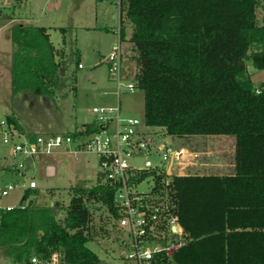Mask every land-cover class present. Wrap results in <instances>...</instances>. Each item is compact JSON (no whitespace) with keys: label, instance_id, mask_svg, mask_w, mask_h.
Here are the masks:
<instances>
[{"label":"trees","instance_id":"16d2710c","mask_svg":"<svg viewBox=\"0 0 264 264\" xmlns=\"http://www.w3.org/2000/svg\"><path fill=\"white\" fill-rule=\"evenodd\" d=\"M119 4L121 23L132 25L134 80L144 91L146 128L175 138L236 137L233 174H173L168 185L157 178L154 190L184 228V244L167 264H264V94L256 93L264 83L254 82L249 69L264 70V0ZM125 37L121 26L120 41ZM12 42L13 95H55L61 64L47 28L16 24ZM7 118L26 131L15 114ZM98 131L92 122L71 133ZM15 171L0 161V172ZM100 182L73 187L66 206L57 200L38 207L30 198L37 189L27 188L22 203L31 200L24 208L0 210V259L31 264L58 252L66 264H107L88 245L95 237L92 204L106 207L113 221L120 216L115 189Z\"/></svg>","mask_w":264,"mask_h":264},{"label":"rangeland","instance_id":"374dc122","mask_svg":"<svg viewBox=\"0 0 264 264\" xmlns=\"http://www.w3.org/2000/svg\"><path fill=\"white\" fill-rule=\"evenodd\" d=\"M16 24L47 28L57 52L56 60L61 64L59 75L62 85L55 95L28 90L13 95L12 31ZM121 26L128 38L132 25L128 21L121 23L119 0H0V118L15 114L26 129L37 135L66 134L85 123H92L96 118L92 110L94 106L116 107L119 103L123 119L134 117L144 122V91L136 87L134 92H130L126 88L128 83L135 82L137 65L133 59L132 43L127 39L120 41ZM119 44L123 53L120 87L107 63L114 47ZM249 69L254 82L258 84L264 80V70L251 66ZM147 131V137L157 145L167 143L173 148L188 147L184 155L174 160V175L219 174L212 170L214 166H203L204 158L200 159L199 153L193 151L195 143L190 145L188 138L168 136L161 128H147ZM207 137L196 138L206 146ZM216 138L212 140H217V144L213 145L217 149L226 150L231 147V140L236 141L233 135H219ZM9 149V146L0 145L1 163L8 167L9 164L19 167L23 159L12 156ZM225 150L223 162L227 164L221 170L222 173L231 174L233 172L229 168L228 159L232 152ZM161 159L159 155L150 158L153 162ZM131 161L144 165L146 159ZM47 164L56 167L54 175L46 174ZM170 165L171 161L168 162ZM98 172L97 156L92 153L75 154L62 147L61 151L52 155L38 156L30 169L20 167L19 172L15 171L12 176L0 172V188L6 182L18 183L19 186L5 199L7 203L18 205L26 186L34 180L37 182L38 195L30 198L34 199L36 206H54L57 200L66 206L72 197L73 187H91L99 183ZM153 186V180L146 178L140 182L138 189L149 193ZM30 200L22 204L26 206ZM90 208L93 212L91 227L95 237L88 244L89 247L105 263L121 264L118 229L113 225L111 213L100 204H92ZM103 227L108 231L103 232ZM0 264L9 262L0 259Z\"/></svg>","mask_w":264,"mask_h":264},{"label":"built area","instance_id":"2783aa9c","mask_svg":"<svg viewBox=\"0 0 264 264\" xmlns=\"http://www.w3.org/2000/svg\"><path fill=\"white\" fill-rule=\"evenodd\" d=\"M122 61L123 53L119 44L107 60L119 87L122 85ZM136 87V82L126 85L130 92H134ZM256 93L264 94V85L257 86ZM92 110L99 131L83 137H75L71 132L33 136L9 122L7 117L0 118V145L9 146L12 156L23 159L19 167L12 166L18 172L20 167L28 169L27 159L32 160L30 169L38 156L52 155L61 151L62 147L75 154L92 153L97 156L100 183L110 185L116 191L115 206L120 216L115 218L114 226L118 229L121 264H167L168 258L184 244V228L162 198L161 191L154 189L158 177L161 183H170L174 160L184 155L186 149L173 148L167 143L157 145L147 137V132L142 128L143 121L134 117H121L119 103L116 107L94 106ZM154 155L162 159L153 162L150 158ZM138 158L146 159L144 165L131 161ZM170 161L171 165L168 166ZM146 178L154 182L149 193L138 189L140 182ZM18 186V183L8 182L0 188V210L25 207L22 200L18 205L5 202L6 197ZM26 187L36 189L37 182L32 180ZM31 264L66 263L58 252H54L48 259L32 258Z\"/></svg>","mask_w":264,"mask_h":264},{"label":"crops","instance_id":"0c3cea01","mask_svg":"<svg viewBox=\"0 0 264 264\" xmlns=\"http://www.w3.org/2000/svg\"><path fill=\"white\" fill-rule=\"evenodd\" d=\"M131 34H132V32H131ZM130 37H131V35L128 38L125 37V39H127L129 41ZM262 83H264V80L260 81V83H258V84H262ZM18 119H19V122L22 124L21 119L19 117H18ZM87 124H89V123L83 124L82 127H80V128L78 127L74 131L83 130L85 128V125H87ZM142 128H143V130L145 132H148L147 128H145L144 126H142ZM24 129L26 130V132L35 134L32 131H30V129H26L25 127H24ZM74 131H72V132H74ZM216 137L217 136H208L207 138H205L206 146L201 144L200 140L198 138H196V137L189 138L188 142H189L190 145L192 144V142H193V144L195 143L193 145V151L196 152V153H199V155H200L199 158L200 159L204 158V160L202 162L204 167L212 165V166H214V168L212 170L218 171L219 172L218 175H227L225 173H222V170H221V167H224L227 164V163L224 164V162H223L224 161L223 160V154H224L223 151L225 149H222V148L217 149L216 147H213V145L217 144V142H216L217 140L214 141L212 139H218ZM199 142H200V145H198ZM230 146L231 147L226 149L225 151H227V150L230 151L231 150V152H232V155L228 159V163H229L228 165H229V168L234 173V171H235L234 153H235L236 141L234 142L233 140H231V145ZM182 148L187 149L188 147H182ZM210 163H212V164H210ZM200 165H202V164H200ZM51 166H53V165H51V164H47L46 165V174L47 175L50 174L49 176H52V175H54L56 173V167L55 166H54L53 172L50 171ZM206 170H207V168H206ZM233 173H231V174H233ZM206 174H208V173H206ZM212 174H217V173H212Z\"/></svg>","mask_w":264,"mask_h":264},{"label":"water","instance_id":"95a60500","mask_svg":"<svg viewBox=\"0 0 264 264\" xmlns=\"http://www.w3.org/2000/svg\"><path fill=\"white\" fill-rule=\"evenodd\" d=\"M31 161H32V160H31L30 158H29V159H27V164H28V166H27V167H28V169H29V165H30ZM53 170H54V167H53V166H51V168H50V171H51V172H53ZM51 174H52V173H51Z\"/></svg>","mask_w":264,"mask_h":264}]
</instances>
